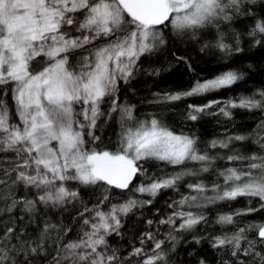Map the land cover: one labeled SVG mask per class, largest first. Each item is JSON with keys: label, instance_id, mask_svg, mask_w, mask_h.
<instances>
[{"label": "trees", "instance_id": "obj_1", "mask_svg": "<svg viewBox=\"0 0 264 264\" xmlns=\"http://www.w3.org/2000/svg\"><path fill=\"white\" fill-rule=\"evenodd\" d=\"M106 1L121 4L124 16L110 25V38L67 54L73 73L85 57L129 36L126 3H143L152 15L149 0L87 3ZM220 9L182 29L168 22L153 26L151 51L143 57L147 75L118 88V108L93 141L97 154L110 156L131 134L156 126L189 139L193 155L180 163L153 156L142 160L152 175L147 191L137 192V179L124 190L99 179L94 187L78 186V200L52 207L19 180L7 167L8 154L0 152V264H70L68 242L95 211L129 201L125 223L133 224L167 187L185 195L168 201V210L189 214L190 220L165 230L144 256L120 264H264L259 238L264 199L242 191L248 185L264 191V0L226 1ZM82 14L63 36L81 30ZM42 66L35 62L31 70ZM2 92L0 85V97Z\"/></svg>", "mask_w": 264, "mask_h": 264}, {"label": "rangeland", "instance_id": "obj_2", "mask_svg": "<svg viewBox=\"0 0 264 264\" xmlns=\"http://www.w3.org/2000/svg\"><path fill=\"white\" fill-rule=\"evenodd\" d=\"M226 1L231 0H167L168 25L178 30L200 24ZM121 7L107 1L0 0V152L8 154L7 167L25 186L37 189L45 205L78 200L76 188L94 187L98 165L106 159L137 165L136 190L141 193L149 190L152 178L141 163L146 157L180 163L193 155L189 139L156 126L131 134L117 154L99 155L93 148L98 130L118 108V88L148 73L143 57L151 51L154 18L143 3H126L133 28L129 36L85 57L75 73L66 59L74 49L110 38V25L124 16ZM80 11L81 30L63 36ZM38 61L42 69L31 70ZM255 189L263 190L248 185L242 191L264 199V191ZM166 190L133 224L125 223L129 201L95 211L83 221L80 235L68 242L70 264H120L157 247L165 230L191 218L168 210V201L185 195L173 187Z\"/></svg>", "mask_w": 264, "mask_h": 264}, {"label": "water", "instance_id": "obj_3", "mask_svg": "<svg viewBox=\"0 0 264 264\" xmlns=\"http://www.w3.org/2000/svg\"><path fill=\"white\" fill-rule=\"evenodd\" d=\"M156 20L153 25L158 26L169 20L166 0H149ZM138 167L127 163L106 159L98 165V176L108 186L120 190L126 189L138 174ZM259 238L264 239V228L259 231Z\"/></svg>", "mask_w": 264, "mask_h": 264}, {"label": "flooded vegetation", "instance_id": "obj_4", "mask_svg": "<svg viewBox=\"0 0 264 264\" xmlns=\"http://www.w3.org/2000/svg\"><path fill=\"white\" fill-rule=\"evenodd\" d=\"M169 11V10H168ZM169 15H170V12H169ZM152 16H153V21H152V23H154V21L156 20V17H155V14L154 13H152Z\"/></svg>", "mask_w": 264, "mask_h": 264}]
</instances>
